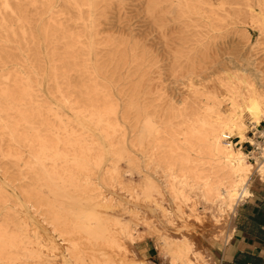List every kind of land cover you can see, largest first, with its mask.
Wrapping results in <instances>:
<instances>
[{"label": "bare ground", "instance_id": "6f19581e", "mask_svg": "<svg viewBox=\"0 0 264 264\" xmlns=\"http://www.w3.org/2000/svg\"><path fill=\"white\" fill-rule=\"evenodd\" d=\"M27 1L36 8V15L32 16L24 5ZM126 1L129 3L124 6L123 3ZM129 4L133 9L127 11ZM235 5L236 12L240 14L243 10L250 26L259 33L260 38L255 46L246 43L238 49L235 56L229 54L228 58L224 56L231 48L218 46L205 48L198 57L200 60L207 59L210 62L205 63L197 72L173 81L171 86L176 95L187 96L192 104L191 109L172 106L152 113L148 109H143L138 102L145 90L144 78L148 74L144 68L146 56L144 49L147 41L142 39L148 31L137 29L128 15L143 11L144 26L150 30L155 29L160 34H163L165 29L194 31L201 27L200 24L210 21L209 24H214L213 19L206 16L205 2L0 0V123L13 143L26 144L30 140L38 142V152L31 154L30 169L33 175L41 178L45 184L54 182V176L45 168V159L50 156L52 150L44 142L41 134L46 129V123L41 120L40 105L33 99L32 78L40 77L43 72L41 55L43 38L52 49L48 58L52 64L50 67L52 81L56 86L61 88L67 82L66 77L58 72L63 66L55 64L58 60H74V63L82 61V64H75V74L79 78V83L74 86V90L80 94H87L92 89L95 93L105 94L108 99L112 92L122 96L130 93L128 95L137 99L134 104L129 105V109L135 112L133 146L139 152L140 158L146 159L145 164L155 170L170 172L169 175L177 179L179 174H175V171L180 169L181 180L172 185L174 198L179 203L190 206L192 213L199 209H196V205L200 203L204 210L211 211V217L215 221H219L220 217L228 212L235 213L239 205L252 195L250 188L252 177L255 175L264 180V162L258 159L256 165L250 163L247 154L241 148V144L248 140L247 122L253 126H259L262 121L264 122V0H235ZM210 12L213 11L210 9ZM41 13H48L50 16L47 20L36 19L35 16H40ZM213 14L216 15L214 12ZM44 22H48L49 25L45 26ZM71 27L75 28L74 31L70 30ZM109 31L120 36L104 38L103 35ZM63 47L66 48L65 51L60 52ZM12 68L18 69L15 74L10 72ZM217 71L223 74L210 80L211 76H216ZM184 78L188 81H184ZM148 80L151 78L148 77ZM67 86L71 87L70 84ZM181 86L188 89L183 91L180 89ZM13 87L22 92L21 96L13 93L14 90L11 89ZM84 97L90 102L93 110L87 115L79 114L78 123L88 124L87 129L100 130L111 143V152L126 160L131 167L135 169L138 167L137 172L141 176L143 172L140 165L137 166L136 161L127 155L125 139L123 141L119 139L117 145L115 144L114 140L118 138L115 134L118 131L111 124L110 117L119 114L117 108L110 105L101 111L100 107L92 103L89 95ZM211 100L214 101L213 105L209 103ZM29 110L32 113L26 114ZM15 115L17 116L14 117ZM19 127L26 129V133L20 134ZM84 128L82 127L83 130H87ZM233 134L240 139L237 149L229 141ZM57 141L60 139L57 138ZM75 141L71 142L72 146L78 148L80 155L85 157L75 159L77 168L82 171L88 170L89 163L100 168L103 164V146L94 140H90L89 145L88 143L82 145L79 140ZM168 141L174 147L166 143L171 147L169 157L165 154L167 148L165 142ZM178 149L187 152L188 156H178ZM196 151L206 155L205 158L210 161L208 174L201 177L200 181L191 180L193 177L190 175V169L193 168L191 162L194 160L193 156L189 155ZM175 154L178 156L177 159L174 158ZM58 156L60 155L52 152L54 161ZM195 158L199 159V154L195 155ZM168 159H170L168 165H163ZM176 167L178 168L175 169ZM127 173L132 175L131 171ZM157 196L164 197L159 186L153 180L147 179L138 200L148 204L155 202L156 208L150 205V209L155 213L157 209L161 210L164 216L162 220L167 219V224H173V220L171 221L166 214L167 202L163 201L166 202L165 208L163 202L156 201ZM195 198L198 202H195ZM76 209L72 211V228L89 243H116L109 237L108 227L96 209H88L81 204H78ZM178 212L185 215L180 206ZM181 241L177 242L167 236L161 238L163 263L170 259L175 264H207L208 261L205 262V258L194 250L193 243ZM0 243L4 245L0 251L9 254V260L12 262L18 261V241L9 237L6 232L0 231ZM29 256L34 258V252L31 251ZM78 261L81 264L85 262L81 257ZM108 261L106 264H113L109 259ZM137 261L131 260L129 264H150L139 262L138 259ZM92 264L99 263L94 261Z\"/></svg>", "mask_w": 264, "mask_h": 264}, {"label": "rangeland", "instance_id": "374dc122", "mask_svg": "<svg viewBox=\"0 0 264 264\" xmlns=\"http://www.w3.org/2000/svg\"><path fill=\"white\" fill-rule=\"evenodd\" d=\"M201 1L206 3V16H210L214 24H209L211 21L200 24L201 27L194 31L193 29L190 31L165 29L163 34H160L157 30H150L144 26L143 11L128 15L137 29L148 31L142 38L147 41L144 49L146 54L144 68L148 74L144 78L143 89L145 90L138 100L143 109H148L152 113L172 106L190 110L192 104L187 96L176 95L171 90V86L173 81L197 72L205 63L210 62L207 59L200 60L199 53L213 46L231 48L224 56L228 58L229 54L235 56L238 49L246 43L255 46L260 38L257 30L250 26L244 11L242 10L240 14L236 12L235 0ZM109 2L116 3L117 0H109ZM127 3L129 2L126 1L123 5L126 6ZM130 4L127 6V11L133 9ZM24 5L32 16L36 15V8L28 1ZM210 9L216 15L210 12ZM49 16L48 13H41L40 16L35 17L47 20ZM55 18L57 19V16ZM44 25L49 24L44 22ZM74 29L71 27L70 30L74 31ZM113 36L120 35L112 31L103 35L104 38ZM41 46L43 72L40 77L32 78L33 99L40 105L41 120L46 123V129L41 134L44 142L52 150L50 156L45 159V168L54 176V182L45 184L41 178L35 177L30 169L31 154L38 152V142L30 140L26 144L13 143L3 124L0 123V231L6 232L9 237L15 238L19 243L18 261L12 262L9 260V254L0 251V264H81L78 261L79 257L83 258L84 264H92L94 261L106 264L109 262L108 259L113 264H129V261H137V259L139 262L144 261L150 264H175L170 259L167 263H163L161 259L163 258L161 244L163 236L177 242L187 240L190 244L193 243L194 250L198 251L203 259L205 258L204 261H208L207 264H221L222 253L233 237L237 210L248 198L239 205L235 213L228 212L220 217L219 221H215L211 217V211L204 210L200 203L196 205V209H199L192 213L190 206L182 205L174 198L172 185L181 180L180 169L175 171V174H179L177 179L171 177L170 172L155 170L145 164L146 159H141L139 152L133 146L135 112L129 109V105L134 104L137 99L128 95L130 93L122 96L112 92L108 99L104 96L105 94L95 93L92 89L87 94H80L74 90V86L79 83V78L75 74V64H82V61L74 63V60H58L55 64L63 65L58 72L66 77L67 82L61 88L56 86L52 81L50 70L52 64L48 58L52 49L43 38H41ZM65 49L63 47L60 52ZM72 68L74 70L70 71ZM17 70L12 68L10 72L15 74ZM219 72L217 71L216 76L213 75L209 79H215L223 74ZM148 77L151 80H148ZM183 80L188 81L187 78ZM68 84L71 87H68ZM11 89L16 96H21L22 92L18 89L14 87ZM180 89L186 91L188 88L181 86ZM85 95H89L92 103L100 107L101 111L110 105L117 108L119 114L110 117L111 124L118 131L115 134L118 135V138L114 140L115 144L117 145L119 139L122 141L125 139L128 147L127 155L136 161L137 166L140 165V170L143 172L141 176L138 175V167L136 169L131 167L126 160L111 152V143L106 140L100 130L87 129L88 124L78 123L79 114L87 115L93 110L90 102L86 101ZM209 103L213 105L214 101L211 100ZM31 113L30 110L26 112V114ZM83 122L86 123L85 120ZM260 125L264 128L263 121ZM251 126L248 121L247 133ZM82 127L87 130H83ZM25 130L23 127L18 128L20 134L26 133ZM231 136L230 142L234 140V148H239L240 144L237 145L239 138L236 134ZM57 138L60 141H57ZM181 139H183L182 135ZM70 140H79L82 145L86 143L89 145L92 140L101 144L104 148L102 166L98 168L89 163L88 170L78 169L75 159L85 157L80 155L78 148L75 149L72 146ZM166 143L171 146L169 141ZM170 146L167 145L166 148L167 157L171 153V147L174 148L173 145ZM52 152L60 155L55 161L52 159ZM177 153L180 157L188 156L187 152L180 149ZM198 154L199 159L195 158ZM178 156L174 158L177 159ZM189 156H193L194 160L191 162L193 167L190 169V175L193 177L191 180L200 181L201 177L208 174L210 161L205 158L206 155L197 151ZM247 159L250 163L257 164ZM169 162L170 159L164 161L163 165H168ZM128 171H131L132 175L128 174ZM147 179L153 180L159 186L164 197L157 196L156 201L167 202V205L163 202V206L168 207L164 206L169 210L166 214L171 221L173 220V224L168 223V225L167 219L162 220L164 216L161 210L157 209L155 213L153 209H150V205L156 208L155 202L148 204L138 200V195L141 194ZM257 180L260 178L254 175L250 188ZM196 201L198 202L195 198ZM78 204L98 211L108 227L109 237L116 243L91 244L72 228V211L78 208ZM179 206L182 207L185 215L178 212ZM165 232L167 233L164 234ZM122 237L125 239L121 240ZM3 248L4 245L0 243V250ZM31 251L35 254L34 258L29 256Z\"/></svg>", "mask_w": 264, "mask_h": 264}, {"label": "crops", "instance_id": "0c3cea01", "mask_svg": "<svg viewBox=\"0 0 264 264\" xmlns=\"http://www.w3.org/2000/svg\"><path fill=\"white\" fill-rule=\"evenodd\" d=\"M251 193L237 210L221 264H264V180L254 181Z\"/></svg>", "mask_w": 264, "mask_h": 264}, {"label": "built area", "instance_id": "2783aa9c", "mask_svg": "<svg viewBox=\"0 0 264 264\" xmlns=\"http://www.w3.org/2000/svg\"><path fill=\"white\" fill-rule=\"evenodd\" d=\"M247 141L241 144V148L247 154L250 161L256 162L261 159L264 162V128L259 126H251L247 133ZM231 141V138L229 139ZM234 140H232L233 144ZM240 144V139L239 143Z\"/></svg>", "mask_w": 264, "mask_h": 264}]
</instances>
